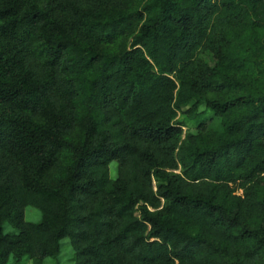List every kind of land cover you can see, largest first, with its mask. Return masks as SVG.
I'll return each mask as SVG.
<instances>
[{"label":"trees","instance_id":"obj_1","mask_svg":"<svg viewBox=\"0 0 264 264\" xmlns=\"http://www.w3.org/2000/svg\"><path fill=\"white\" fill-rule=\"evenodd\" d=\"M66 238L74 264H264V0H0V264Z\"/></svg>","mask_w":264,"mask_h":264},{"label":"rangeland","instance_id":"obj_2","mask_svg":"<svg viewBox=\"0 0 264 264\" xmlns=\"http://www.w3.org/2000/svg\"><path fill=\"white\" fill-rule=\"evenodd\" d=\"M208 60L211 61L210 57H207ZM202 115L200 124L194 123V121H189L188 119L180 116L181 121H185L188 128L192 130H196L199 125H203L204 128L209 129L211 127L210 121L208 119L212 116L211 111L203 106L200 110ZM186 128V129H188ZM115 174V168L113 167L112 175ZM25 218L28 222L37 223L41 221V213L33 207H27L25 210ZM10 229V228H8ZM11 231V230H10ZM74 252L72 249L71 241L69 238L62 240V248L60 258H47L45 260V264H74ZM58 262V263H57ZM25 264H34L33 261H27Z\"/></svg>","mask_w":264,"mask_h":264}]
</instances>
